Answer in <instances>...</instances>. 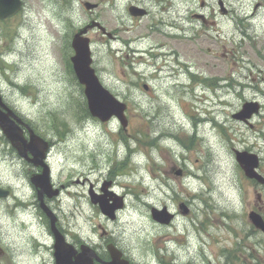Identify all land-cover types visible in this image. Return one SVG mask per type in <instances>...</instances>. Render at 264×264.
I'll use <instances>...</instances> for the list:
<instances>
[{
	"label": "rangeland",
	"instance_id": "374dc122",
	"mask_svg": "<svg viewBox=\"0 0 264 264\" xmlns=\"http://www.w3.org/2000/svg\"><path fill=\"white\" fill-rule=\"evenodd\" d=\"M22 1V10L0 23V92L50 143V180L60 193L49 203L68 239L76 234L74 241L101 252L114 243L134 264H264V237L252 232L247 218L257 194L232 152L247 143L264 172V0H222L224 14L216 0H177L171 22L180 27L172 29L179 38L172 39L160 38L157 29L169 31L170 20L151 1L145 4L165 27L147 30L146 19L127 16L126 0H104L94 14L117 39L94 31L87 36L101 84L127 105L125 127L115 118L101 122L85 115L82 89L63 73L70 55L65 34L92 18L80 6L83 0ZM198 13L207 16L205 25L193 17ZM127 29H144L157 40L142 45L165 64L158 75L148 63L134 62L132 70ZM244 99L262 104L253 128L231 118ZM1 135L0 185L13 195L0 201V264H53V240L32 205L35 168ZM107 182L105 190L123 200L113 219L89 197L90 191L103 194ZM180 202L187 214L180 213ZM164 206L175 214L168 225L150 213ZM33 236L44 244L35 248Z\"/></svg>",
	"mask_w": 264,
	"mask_h": 264
},
{
	"label": "water",
	"instance_id": "95a60500",
	"mask_svg": "<svg viewBox=\"0 0 264 264\" xmlns=\"http://www.w3.org/2000/svg\"><path fill=\"white\" fill-rule=\"evenodd\" d=\"M20 6L19 0H0V19H3L13 13H15ZM89 7L88 4H86ZM91 6V5H90ZM92 26L89 25L88 27ZM86 32V27L79 30L78 33L74 36L72 40V47L74 49V55L71 57L73 70L78 79V82L84 86V95L87 101V107L91 115L98 117L101 121H105L109 119L112 115L116 116L121 124L124 126L126 123V119L123 115V111L125 109V104L117 100L106 88L102 86L98 77L96 76L94 69L91 67V57L88 46V39L82 37L81 34ZM102 107L105 108V111L102 110ZM0 117V127L3 130L5 136L10 140L12 146H14L18 153L25 157V151L29 150L33 158L31 159L34 163H39L42 165L43 170L41 175L34 176L31 178V182L43 189L48 188V169L42 164L41 158L44 157V151L47 148V142L36 136L30 129L29 131V143L28 145L24 143L23 137L21 135V131L15 123H21V120L15 116L10 110ZM8 116H11L15 123L12 120L8 119ZM8 121H7V119ZM9 122V124H8ZM13 130L11 129V127ZM10 128V129H9ZM28 128V127H27ZM36 146L42 147L40 149L36 148ZM237 161L244 168L245 174L249 177L259 178L253 171V167L256 166V161L253 158V161L249 163L250 160L243 161L242 153H237L236 156ZM245 163V164H244ZM6 191L0 188V197L6 195ZM52 193H56V191H52ZM49 193L48 195H51ZM94 202H96L93 199ZM121 202L113 205L112 208L107 209L100 205V209L103 213L109 215L111 218L113 217V210L121 207ZM42 208L46 212L47 216H49L51 221V228L55 238V251L54 257L56 264H91L92 257H94L93 253H88V249L86 247L82 248V253H80L76 260L72 261L71 256L74 254L72 247L66 244L63 240V237L59 234V232L55 229V217L54 215L42 205ZM183 213L187 212V209L184 205H180ZM152 218L160 223L167 224L171 218L172 214L168 213L165 207L161 210L151 209ZM250 218L252 223L264 230V223L261 218L257 214H250ZM109 253L111 256V260L106 262V264H129L127 260H123L120 258L121 254L119 251L109 246Z\"/></svg>",
	"mask_w": 264,
	"mask_h": 264
},
{
	"label": "flooded vegetation",
	"instance_id": "af4514ba",
	"mask_svg": "<svg viewBox=\"0 0 264 264\" xmlns=\"http://www.w3.org/2000/svg\"><path fill=\"white\" fill-rule=\"evenodd\" d=\"M146 1H151L153 3V5H155V7L157 8V11L162 14L164 17H166L168 20H170L168 26L170 27L169 31H166L165 29L163 30H159L157 29L159 32L158 34L160 35L161 39H172V38H179L176 35H174L172 29L173 27L179 28L180 27L177 25H174L171 22V19L175 18V7L177 4H175V2L177 0H126V2L124 3V7L126 10V14L127 16H129L131 19H135V20H142V19H146L148 24H147V30L152 27V25H161L163 27L166 26L165 23H163V17L159 18L157 17L156 13L152 12V9L150 8V6L146 5L145 2ZM257 7V4H255L254 8ZM99 8V3H96V9ZM172 17V18H171ZM177 17L179 18V15L177 14ZM127 35L125 36V40H124V44L125 47L128 51V54L126 55V57L130 58V67H132L133 70V66L132 64L135 62L138 65H141L142 63H148L150 65H152L156 71V75H158L160 72H162L164 70V66L165 64L163 62H161V64H158V62H155V57H157L156 54H153L150 52V47L148 46H143L142 44L145 41H151L150 40V33L148 34L147 31L144 34V29H139V30H132V29H127L126 30ZM102 38H104L103 35H101ZM98 38H100V35H98ZM155 38L157 39V35L155 36ZM154 38V39H155ZM109 39H117V35L115 33H112L109 36ZM152 43H157L156 41H151L150 42V46L152 45ZM162 45V43L160 44ZM135 54V56H134ZM149 60V61H148ZM157 64V67H156ZM170 69V68H168ZM190 80H191V73H190ZM146 90H148V86L145 85ZM245 124L249 125L250 127H252V124H250V122H244ZM243 149H246L244 147H242ZM248 151H252L251 149H247ZM260 165L258 166V172H260ZM36 173H38L40 171V168H36L34 170ZM259 185L256 184L255 182H252L249 190L251 192L256 193V197H257V202L254 203V205L252 207L249 208L248 212L250 211H255L257 212L259 215H261L262 219L264 220V213H263V209L260 205V203H262L261 200V195L259 193V191L256 189ZM35 204V202H34ZM246 205L249 206V203ZM40 218V223L43 224L46 228L47 233L50 235V225L49 222L44 218V217H39ZM57 228L63 231V228H59L58 224H57ZM255 232L257 234H261L262 236H264V233L261 232L259 229L253 227L252 228V232ZM66 237V236H65ZM72 241L73 246L75 247V249L78 251V247L79 244H77L76 240ZM97 254H100V250L96 251ZM102 256V255H100Z\"/></svg>",
	"mask_w": 264,
	"mask_h": 264
}]
</instances>
